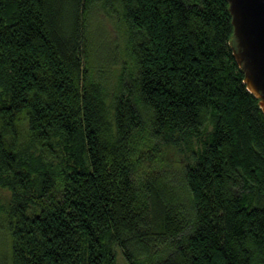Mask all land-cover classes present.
Instances as JSON below:
<instances>
[{
  "label": "trees",
  "instance_id": "1",
  "mask_svg": "<svg viewBox=\"0 0 264 264\" xmlns=\"http://www.w3.org/2000/svg\"><path fill=\"white\" fill-rule=\"evenodd\" d=\"M114 1L131 62L106 105L88 56L97 0H0L11 264H116L113 246L129 264H264V114L228 3ZM21 124L56 141L55 161L25 165ZM173 143L188 154L175 169L149 156Z\"/></svg>",
  "mask_w": 264,
  "mask_h": 264
},
{
  "label": "rangeland",
  "instance_id": "2",
  "mask_svg": "<svg viewBox=\"0 0 264 264\" xmlns=\"http://www.w3.org/2000/svg\"><path fill=\"white\" fill-rule=\"evenodd\" d=\"M118 11V5L114 0H97L88 20L89 64L92 73L100 78L105 87L103 101L106 105H109L113 96L118 93L120 78L126 74L131 62L126 28L120 20ZM19 127L21 146L27 148V154L23 158L27 167L33 164L39 170L57 159L60 152L54 139L51 147L56 152L48 150L45 144L29 138L26 124H21ZM183 146L184 144L173 143L158 148L157 151L150 149L149 156L163 161L164 166L175 169L179 165L177 162L185 161L188 157L187 149ZM9 205H11L10 191L0 186V264H11L12 236L7 227ZM113 250L116 264H129L116 246H113Z\"/></svg>",
  "mask_w": 264,
  "mask_h": 264
},
{
  "label": "water",
  "instance_id": "3",
  "mask_svg": "<svg viewBox=\"0 0 264 264\" xmlns=\"http://www.w3.org/2000/svg\"><path fill=\"white\" fill-rule=\"evenodd\" d=\"M225 1L233 28V57L264 114V0Z\"/></svg>",
  "mask_w": 264,
  "mask_h": 264
}]
</instances>
